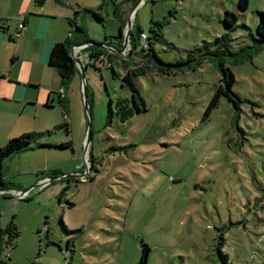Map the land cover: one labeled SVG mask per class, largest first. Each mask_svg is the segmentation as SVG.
Returning a JSON list of instances; mask_svg holds the SVG:
<instances>
[{
    "label": "rangeland",
    "instance_id": "1",
    "mask_svg": "<svg viewBox=\"0 0 264 264\" xmlns=\"http://www.w3.org/2000/svg\"><path fill=\"white\" fill-rule=\"evenodd\" d=\"M73 1L81 5L75 20L104 50L115 51L106 45L112 41L116 53L130 54L132 67L174 66L166 72L154 64L133 76L145 100L141 109L122 79V59L113 58L114 68H96L88 65L89 49L79 53V68L65 86L66 117L59 110L40 113L24 131L12 126L15 105L0 100V147L24 132L48 130L53 133L39 141L73 143L23 150L3 161L5 177L19 188L13 191H30L0 196V229L14 222L20 230L14 245L1 250L0 264H137L144 244L146 264H264V49L233 64L254 44L264 0H249L246 10L238 0ZM115 5L125 9L126 30L131 20L123 47ZM228 11L238 17L235 28L224 23ZM158 23L162 38L154 39ZM133 24L136 37L142 30L148 39L130 52ZM225 35L237 53L228 54L226 64L235 74L236 96L221 94L211 106L225 86L223 73L210 60L198 62L193 51ZM22 58L35 56L25 51ZM33 68L31 78L39 80L43 69ZM120 99L135 110L124 121L116 114ZM4 109L10 126L2 121ZM65 121L69 133L65 126L54 131ZM53 171L60 178L36 186Z\"/></svg>",
    "mask_w": 264,
    "mask_h": 264
},
{
    "label": "crops",
    "instance_id": "2",
    "mask_svg": "<svg viewBox=\"0 0 264 264\" xmlns=\"http://www.w3.org/2000/svg\"><path fill=\"white\" fill-rule=\"evenodd\" d=\"M80 6L73 0H45L42 6L37 5L36 0H0V100L7 106L15 105L18 119L12 122L13 128L21 125V130L31 129L33 120L40 113L52 114L59 110V114L66 117L69 97L59 73L56 75L52 71L55 68L49 65V58L54 44L70 35V20L76 19ZM122 9L125 11L124 7ZM22 19L25 25L15 38ZM25 51L29 56L33 53L35 59H23ZM20 63H24L23 66ZM34 63L43 69L39 80L31 78ZM28 91L34 95H27ZM57 102L59 107H56ZM61 108H64L62 112ZM9 113V110H3L2 121ZM6 121L10 126L11 120Z\"/></svg>",
    "mask_w": 264,
    "mask_h": 264
},
{
    "label": "trees",
    "instance_id": "3",
    "mask_svg": "<svg viewBox=\"0 0 264 264\" xmlns=\"http://www.w3.org/2000/svg\"><path fill=\"white\" fill-rule=\"evenodd\" d=\"M62 1V0H58ZM117 0H114V2ZM45 0H36L37 5L42 6L44 4ZM117 5V3H116ZM115 5V10L114 14L119 17L118 19L120 20L119 22V35L117 36V41L120 44L121 47H123L122 42L124 36H126V19L124 17L123 9L122 7H117ZM249 5V0H238V7L240 10H246ZM80 11H77L76 14H79ZM94 14L98 16V14L93 10ZM260 20L257 23L256 26V34L253 36L254 38V44L247 46L246 48L250 49L248 54H245L244 56H241L238 60H235V63L233 64H239V62H242L244 59L247 57L251 58L253 57L256 53H258L260 50L264 49V11L260 12ZM237 20L238 17L234 12L228 11L227 15L224 18V23L226 24L227 27L229 28H235L237 26ZM24 23V21H23ZM25 24V23H24ZM159 24V28L153 29L154 32V39H161L162 34H161V29H162V24ZM70 25H71V31L70 35L61 42H57L54 44L50 58H49V65L54 67L57 72L59 73L60 79H61V84L62 86H66L70 79L72 78L73 74L76 72V70L79 68L76 60L74 59L72 55V49L76 45H81L84 44L85 42H91V43H96L95 41L91 40L85 30L80 27L79 22L75 19L70 20ZM133 30H131V45L132 49H130V52H134L137 48V46L141 43L143 40H147L148 36L146 39L142 38L139 40V37H136L134 33L135 25H132ZM138 35L142 34L143 31L139 30ZM145 33V32H144ZM147 35V33H146ZM231 37L229 36H223V37H216L214 41H206L202 46H197L194 48V53H195V59H198V62H203L204 60H210L213 62L217 68L223 73L222 81L225 82V86L222 84L216 95L214 96L211 106L216 105L218 102V99L221 94L226 95L230 100L235 99V94L232 90V85L235 82V74L233 70L228 67L227 64V55L228 54H237L231 51ZM125 41V40H124ZM114 42V41H113ZM105 44V43H104ZM106 45L109 46L110 48L113 47L115 50H119L120 48L118 46H114L111 42H106ZM150 49H153V43L150 42ZM215 48L213 49V47ZM85 50L89 49L90 50V58H89V63L88 65H93L96 68H114V62L113 58L116 56L120 59H122L123 63L122 66L125 67L126 73L123 75L122 79L124 83L131 89L132 93V102L135 104V106L139 109H141V105H144L145 107V100L140 94V91L138 90L134 80L133 76H138L141 74L146 73L147 70H149L152 66H154L155 63H148L146 65H136L135 67L131 66V63L128 61V57L130 54L124 55L122 53H116V51H108L107 49H103L100 47V45H88L84 48ZM149 49L147 44H144L141 48V51L146 52ZM148 55H150L148 53ZM94 59V62L91 63V59ZM159 62L160 60L154 56ZM105 59V60H104ZM107 62V63H106ZM161 65L155 64V67L157 69H160L162 71H170L172 70V64H167V63H160ZM83 70V67H82ZM115 71V70H114ZM66 88V87H65ZM127 99H120L117 102V107H116V114L118 116H121L122 113H124L128 108H130V104L127 102ZM134 108V105H133ZM143 109V108H142ZM67 109H65L66 111ZM146 110V108L144 109ZM114 110L110 105L109 109V119L111 120L113 118ZM69 123L65 122L61 126H57L55 130L59 129L62 126H65L67 129V133H69V128H68ZM53 133L52 130L44 131V132H27L24 133L23 135L17 137V138H10L8 142L0 147V191L2 192H13V189H19L16 187V185H13L12 182L8 181L5 178V174L2 170L3 166V161L11 156L14 153L27 150V149H40L43 146H49V147H62V148H67V147H72L73 143L71 140H68L67 142H61L60 144L49 141V142H42L39 141V138L43 136H47ZM44 174V173H42ZM51 173H45L43 177H50ZM54 176H59V172L53 171ZM93 178V177H92ZM52 183V182H51ZM50 183V184H51ZM20 235V230L18 226L14 223L11 222L9 223L5 229H1V243H0V252L3 249V247L6 245H14V241L19 237ZM7 236V238H5ZM149 252V247L144 244L143 246V254L141 257V260L137 264H146L147 261V256ZM225 261L227 260L224 259Z\"/></svg>",
    "mask_w": 264,
    "mask_h": 264
},
{
    "label": "water",
    "instance_id": "4",
    "mask_svg": "<svg viewBox=\"0 0 264 264\" xmlns=\"http://www.w3.org/2000/svg\"><path fill=\"white\" fill-rule=\"evenodd\" d=\"M139 4V2L136 4V5H138ZM128 29H127V31H126V36H125V46H127V40H128V38H129V29L131 28V20L129 19V21H128ZM81 45H86V46H88V45H98L97 43H84V44H81ZM99 45H102V44H99ZM78 46V45H77ZM126 48V47H125ZM124 48V49H125ZM116 51V50H115ZM122 50H120V51H118V52H121ZM72 55H73V57H74V59L76 60V62L78 63V64H80V62L78 61V59L74 56V49H72ZM82 71V73H83V70H81ZM83 85H84V99H85V107H86V110H87V99H88V95H87V86H86V82H85V76H84V73H83ZM134 112H135V110H134V108L133 107H130V108H128L124 113H122L121 114V116H120V121H124V119H126L127 117H129V116H131V115H133L134 114ZM88 126H89V137H88V142H87V144H89L90 143V139H91V122H90V120H89V124H88ZM88 146V145H87ZM49 178V180H56V179H58V178H60V176H54V177H48ZM36 186H42V183H40V182H37V184H36ZM29 191H30V188L29 189H26V190H21V194H16V193H14V192H2V193H0V196H4V195H14V196H17V197H21V195L23 196V195H25L26 193H29ZM0 243H1V229H0Z\"/></svg>",
    "mask_w": 264,
    "mask_h": 264
},
{
    "label": "built area",
    "instance_id": "5",
    "mask_svg": "<svg viewBox=\"0 0 264 264\" xmlns=\"http://www.w3.org/2000/svg\"><path fill=\"white\" fill-rule=\"evenodd\" d=\"M139 4H140V2H139ZM139 4L137 5V8L139 7ZM136 8V7H135ZM136 8V9H137ZM135 13V12H134ZM23 19L21 20V22L19 23V28H18V31L16 32V34L17 35H19V32L21 31V29L24 27V23H23ZM141 36H142V38H144V39H146L147 38V35H146V33H142L141 34ZM84 48H85V45H76V46H74L73 47V49H74V56L79 60V57H80V52L82 51V50H84ZM112 49V48H111ZM126 49V48H125ZM80 62V61H79ZM40 183H42V187L43 186H45L46 184H48L49 183V178L48 177H44L43 179H41L40 181H39ZM17 190H15V191H13L14 193H16V194H21V191L19 190V191H17ZM0 193H2V191H0ZM24 196V195H23Z\"/></svg>",
    "mask_w": 264,
    "mask_h": 264
},
{
    "label": "clouds",
    "instance_id": "6",
    "mask_svg": "<svg viewBox=\"0 0 264 264\" xmlns=\"http://www.w3.org/2000/svg\"><path fill=\"white\" fill-rule=\"evenodd\" d=\"M79 61V60H78Z\"/></svg>",
    "mask_w": 264,
    "mask_h": 264
}]
</instances>
